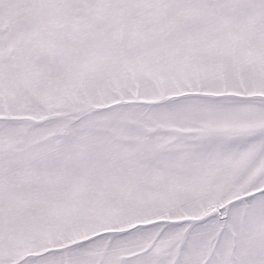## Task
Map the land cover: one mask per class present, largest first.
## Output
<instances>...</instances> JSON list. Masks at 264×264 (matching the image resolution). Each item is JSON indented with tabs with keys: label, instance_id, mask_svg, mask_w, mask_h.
<instances>
[{
	"label": "snow or ice",
	"instance_id": "snow-or-ice-1",
	"mask_svg": "<svg viewBox=\"0 0 264 264\" xmlns=\"http://www.w3.org/2000/svg\"><path fill=\"white\" fill-rule=\"evenodd\" d=\"M0 264H264V0H0Z\"/></svg>",
	"mask_w": 264,
	"mask_h": 264
}]
</instances>
